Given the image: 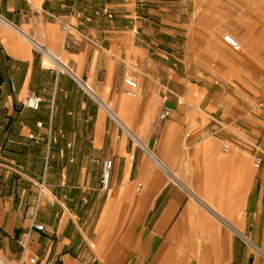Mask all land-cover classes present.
<instances>
[{"label": "crops", "instance_id": "1", "mask_svg": "<svg viewBox=\"0 0 264 264\" xmlns=\"http://www.w3.org/2000/svg\"><path fill=\"white\" fill-rule=\"evenodd\" d=\"M197 7L0 0L5 264H264V102L198 87L183 51Z\"/></svg>", "mask_w": 264, "mask_h": 264}, {"label": "rangeland", "instance_id": "2", "mask_svg": "<svg viewBox=\"0 0 264 264\" xmlns=\"http://www.w3.org/2000/svg\"><path fill=\"white\" fill-rule=\"evenodd\" d=\"M196 1L195 24L183 51L198 87L253 93L264 102V0ZM226 34L238 41L239 50L224 41Z\"/></svg>", "mask_w": 264, "mask_h": 264}, {"label": "built area", "instance_id": "3", "mask_svg": "<svg viewBox=\"0 0 264 264\" xmlns=\"http://www.w3.org/2000/svg\"><path fill=\"white\" fill-rule=\"evenodd\" d=\"M64 29H67V25L63 26ZM224 41L231 46L234 50H239L240 49V44L229 34H226L224 36ZM123 82L125 84V94L128 95L129 97H136L137 95V89H138V83L137 81L132 78L131 76H124L123 77ZM264 94V90L262 92ZM42 99L40 95L36 93H29L25 100L23 101V107H26L31 110H37L40 106ZM259 103V105H261ZM173 114V108L170 105H163L160 112H159V119L161 120H167L171 118ZM228 144L223 143L222 144V149L223 151L228 150ZM261 164V159L260 157H257L255 159V165L259 166ZM111 165L112 161L110 159H106L103 161L102 165V173L100 177V188L103 191H107L109 189V180H110V170H111ZM30 229H37V230H43L44 226L42 224L36 223L35 221H32L31 223V228ZM28 237H29V231L24 233L22 237L18 240V243L23 247V249L26 247L27 242H28ZM34 259L30 258L29 262L34 263ZM0 264H5L4 260L0 258ZM22 264V261L19 263ZM48 264H52L50 261ZM80 264V263H77Z\"/></svg>", "mask_w": 264, "mask_h": 264}, {"label": "bare ground", "instance_id": "4", "mask_svg": "<svg viewBox=\"0 0 264 264\" xmlns=\"http://www.w3.org/2000/svg\"><path fill=\"white\" fill-rule=\"evenodd\" d=\"M234 38V37H233ZM235 39V38H234ZM236 40V39H235ZM237 41V40H236Z\"/></svg>", "mask_w": 264, "mask_h": 264}]
</instances>
